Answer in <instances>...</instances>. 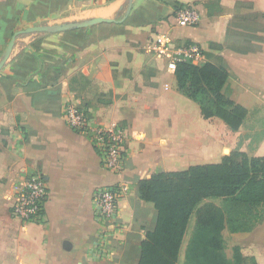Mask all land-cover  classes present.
<instances>
[{
  "label": "crops",
  "instance_id": "crops-1",
  "mask_svg": "<svg viewBox=\"0 0 264 264\" xmlns=\"http://www.w3.org/2000/svg\"><path fill=\"white\" fill-rule=\"evenodd\" d=\"M177 1L196 7L197 25L176 22L165 0H133L128 14L125 0H0V54L29 26L117 20L19 35L0 70V264H137L157 217L151 202L130 199L137 181L221 160L218 129L227 126L204 119L178 90L173 57L150 52L156 38L169 37L175 49L196 45L201 62L228 72L231 99L247 109L245 145L264 156V0ZM68 104L91 129L122 127L118 172L105 167L89 134L67 125ZM190 117L203 124L193 127ZM32 173L44 178L47 198L43 218L25 222L12 212L14 187ZM109 185L127 186L117 236L95 216L93 192ZM180 257L181 249L177 264Z\"/></svg>",
  "mask_w": 264,
  "mask_h": 264
},
{
  "label": "trees",
  "instance_id": "trees-1",
  "mask_svg": "<svg viewBox=\"0 0 264 264\" xmlns=\"http://www.w3.org/2000/svg\"><path fill=\"white\" fill-rule=\"evenodd\" d=\"M165 2L174 14L188 5ZM174 64L178 90L198 104L201 116L218 117L229 130L238 131L247 109L231 99L228 72L209 61L179 60ZM136 194L130 199L151 202L157 214L154 228L140 242L137 264H177L193 214L194 230L183 264H241L239 246L234 247L232 259L226 256L222 231H252L264 216V156L235 149L218 162L159 171L138 180ZM209 198L221 199L222 205L205 202ZM252 264H257L255 258Z\"/></svg>",
  "mask_w": 264,
  "mask_h": 264
},
{
  "label": "built area",
  "instance_id": "built-area-1",
  "mask_svg": "<svg viewBox=\"0 0 264 264\" xmlns=\"http://www.w3.org/2000/svg\"><path fill=\"white\" fill-rule=\"evenodd\" d=\"M176 22L182 25L195 26L200 21V14L192 4L177 10L174 14ZM155 55H171L174 63L179 60H191L193 63L202 61L201 49L187 46L181 49L172 48L169 37L156 38L150 48ZM66 123L74 130L89 134L101 155L102 163L109 170L118 172L123 161L124 134L121 126L105 128L98 126L91 129L87 114L72 104L65 106L63 112ZM125 185H109L98 187L93 194L95 216L104 233H121L118 215V200L126 192ZM47 198V185L39 173L24 175L14 187V203L12 212L25 222H37L44 216V205Z\"/></svg>",
  "mask_w": 264,
  "mask_h": 264
},
{
  "label": "rangeland",
  "instance_id": "rangeland-1",
  "mask_svg": "<svg viewBox=\"0 0 264 264\" xmlns=\"http://www.w3.org/2000/svg\"><path fill=\"white\" fill-rule=\"evenodd\" d=\"M197 116V115H196ZM198 118V117H197ZM198 120V119H197ZM194 119V117H190L188 121L191 122L193 127H200L201 123L200 120L197 121ZM185 123H179V127L183 126ZM206 125H209V127H215L216 124L205 123ZM219 135H220V158H222L224 155L229 154L232 150L239 149L242 150L251 156L249 154L250 147L249 143L245 145V140L247 139V135L244 134L243 130L240 129L238 131H229L226 127H223L221 124L219 126ZM249 149V150H248ZM215 161V160H211ZM215 205L221 206L222 200L221 199H209L208 201ZM261 210L264 211V205L262 206ZM194 223H195V214L191 216L187 232L185 234V237L183 239V243L181 246V260L179 261V264H183L185 260V251L186 246L192 236L193 230H194ZM222 235L224 238L225 246H224V252L226 256L230 259H232V256L234 254V247L239 246L241 253L243 257V262L241 264H252V258L257 259L258 264H264V216L261 217L255 227L253 228V231L249 233V235H241V234H231L228 232L227 229H224L222 231Z\"/></svg>",
  "mask_w": 264,
  "mask_h": 264
},
{
  "label": "water",
  "instance_id": "water-1",
  "mask_svg": "<svg viewBox=\"0 0 264 264\" xmlns=\"http://www.w3.org/2000/svg\"><path fill=\"white\" fill-rule=\"evenodd\" d=\"M132 3L133 0H125L126 14L130 12ZM116 21L117 20L115 18L94 17L86 20H74V21L63 22L60 24H41V25L29 26L23 29L16 30L15 32H13L5 48L0 54V70L4 66L7 59L9 58L19 35L26 33H34V32H46V33L60 32L66 30L79 29V28L95 25L101 22L109 23Z\"/></svg>",
  "mask_w": 264,
  "mask_h": 264
}]
</instances>
